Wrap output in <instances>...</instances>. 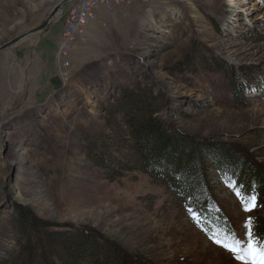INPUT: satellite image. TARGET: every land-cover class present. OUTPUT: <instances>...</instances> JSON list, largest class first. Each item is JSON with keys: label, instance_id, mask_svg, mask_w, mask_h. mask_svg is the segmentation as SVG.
I'll return each instance as SVG.
<instances>
[{"label": "rangeland", "instance_id": "rangeland-1", "mask_svg": "<svg viewBox=\"0 0 264 264\" xmlns=\"http://www.w3.org/2000/svg\"><path fill=\"white\" fill-rule=\"evenodd\" d=\"M61 1L0 0V47ZM68 5L0 51V255L23 252L20 207L49 225L40 237L88 229L153 264H237L215 240L246 245L251 235L253 247L264 245V200L250 173L215 184L203 216L165 180L142 170L107 179L88 157L91 138L120 126L112 108L143 91L166 128L238 150L264 183V0L125 6L91 27L66 67L58 54Z\"/></svg>", "mask_w": 264, "mask_h": 264}, {"label": "trees", "instance_id": "trees-1", "mask_svg": "<svg viewBox=\"0 0 264 264\" xmlns=\"http://www.w3.org/2000/svg\"><path fill=\"white\" fill-rule=\"evenodd\" d=\"M140 93L125 94L112 108L120 110L122 117L114 135L91 138L88 157L104 171L105 178L114 179L119 172L142 170L165 180L181 199L204 216L215 198V184L229 178L241 180L250 173L253 182L248 185L256 187L264 200V183L249 169L241 152L225 146L214 148L166 128L155 115L158 110L155 99L147 92ZM214 176L218 180L214 181ZM17 216L22 224L28 225L29 233H36L37 240L27 238L26 229L16 226L23 252L15 259L0 255V264H153L143 256L129 255L118 243L105 241L88 229L48 232L40 237L49 225L22 207L18 208Z\"/></svg>", "mask_w": 264, "mask_h": 264}, {"label": "built area", "instance_id": "built-area-1", "mask_svg": "<svg viewBox=\"0 0 264 264\" xmlns=\"http://www.w3.org/2000/svg\"><path fill=\"white\" fill-rule=\"evenodd\" d=\"M150 0H72L62 28L59 45V57L63 64L70 66L68 57L79 44L89 41V30L97 22L99 11L105 8L114 13L119 7L135 3H148Z\"/></svg>", "mask_w": 264, "mask_h": 264}, {"label": "snow or ice", "instance_id": "snow-or-ice-1", "mask_svg": "<svg viewBox=\"0 0 264 264\" xmlns=\"http://www.w3.org/2000/svg\"><path fill=\"white\" fill-rule=\"evenodd\" d=\"M239 197V193L235 194ZM239 202V201H238ZM255 205H253L254 207ZM244 212L252 211L251 207L244 206ZM239 230L241 231V238H243L244 226L240 225ZM222 250L230 253L235 259L240 260L243 264H264V245H260L256 242V247H253L252 236L249 235L248 243L246 245H241V240L235 236L232 239V245L227 243L222 244L219 240L214 241Z\"/></svg>", "mask_w": 264, "mask_h": 264}, {"label": "water", "instance_id": "water-1", "mask_svg": "<svg viewBox=\"0 0 264 264\" xmlns=\"http://www.w3.org/2000/svg\"><path fill=\"white\" fill-rule=\"evenodd\" d=\"M72 0H62L61 2L58 3V5L55 7V9L53 10V12L50 14V16L47 18V20L45 22H43L42 24L30 29L29 31L15 37L13 40H11L10 42L2 45L0 47V51H3L9 47L14 46L15 44H17L18 42L22 41L23 39L27 38L28 36H31L35 33H38L40 31L45 30L49 25H51L53 19L65 8L66 5H68Z\"/></svg>", "mask_w": 264, "mask_h": 264}, {"label": "crops", "instance_id": "crops-1", "mask_svg": "<svg viewBox=\"0 0 264 264\" xmlns=\"http://www.w3.org/2000/svg\"><path fill=\"white\" fill-rule=\"evenodd\" d=\"M123 10H125V6L119 7L114 13H121ZM110 14H113V13H109L104 7L101 8L100 11H99V16H98L97 22L105 21L107 16H109Z\"/></svg>", "mask_w": 264, "mask_h": 264}, {"label": "bare ground", "instance_id": "bare-ground-1", "mask_svg": "<svg viewBox=\"0 0 264 264\" xmlns=\"http://www.w3.org/2000/svg\"><path fill=\"white\" fill-rule=\"evenodd\" d=\"M65 7H66V6H65ZM239 261H240V260H239ZM239 261H238V263H237V264H243L242 262H239Z\"/></svg>", "mask_w": 264, "mask_h": 264}]
</instances>
